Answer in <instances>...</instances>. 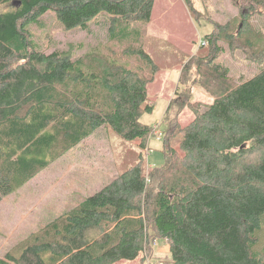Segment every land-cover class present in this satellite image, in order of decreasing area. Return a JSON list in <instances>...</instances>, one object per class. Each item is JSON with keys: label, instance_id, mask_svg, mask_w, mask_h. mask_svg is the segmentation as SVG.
Listing matches in <instances>:
<instances>
[{"label": "trees", "instance_id": "trees-1", "mask_svg": "<svg viewBox=\"0 0 264 264\" xmlns=\"http://www.w3.org/2000/svg\"><path fill=\"white\" fill-rule=\"evenodd\" d=\"M154 1L0 0L14 4L0 8V202L101 127L149 145L156 124L142 116L154 111L148 87L162 71L143 41ZM238 1L239 23L216 24L209 55L182 70L164 114L178 107L166 163L140 159L6 249L0 264H144L158 240L169 244L164 264H264V31L252 22L264 18V0ZM50 10L66 30L89 31L106 15L109 40L130 43L123 53L135 65L46 52L31 28ZM222 42L246 53L253 74L230 76L216 61ZM196 83L211 102L192 99Z\"/></svg>", "mask_w": 264, "mask_h": 264}, {"label": "rangeland", "instance_id": "rangeland-1", "mask_svg": "<svg viewBox=\"0 0 264 264\" xmlns=\"http://www.w3.org/2000/svg\"><path fill=\"white\" fill-rule=\"evenodd\" d=\"M190 3L187 0H155L143 38L144 48L162 71L148 87L149 97L156 104L154 111L145 113L142 121L158 125L164 134L177 120L178 107L175 103L171 113L168 116L164 114L175 95L183 68L196 56L209 55L211 47L203 44L210 33L218 31L216 24L239 23L241 18L242 4L238 0H190ZM12 4L0 8L8 10L13 7ZM260 17L255 14L252 22L264 31V18ZM31 29L35 40L46 52L70 51L75 56L101 52L108 58H116L119 63L135 65L133 58L123 53L130 43L119 44L109 40L106 15H100L93 21L89 31L79 28L66 30L54 11L50 10L43 16V26L33 24ZM259 42L264 44V38ZM221 45L222 51L216 61L228 68L230 76L240 79V76L253 74L257 65L247 58L243 50L233 49L226 42ZM193 67L195 69V64ZM192 99L211 102L213 97L196 83L192 86ZM187 113V110L183 112L181 122H187ZM165 136L159 139L154 135L149 145L141 148L140 140L127 141L111 127H101L77 146L63 152L32 180L0 202V252L4 247L0 255L140 159L148 163L145 168L164 165ZM261 236L259 248L264 247V229ZM168 258L169 244L158 240L154 255L147 258L144 264H164ZM119 264H140V260Z\"/></svg>", "mask_w": 264, "mask_h": 264}, {"label": "built area", "instance_id": "built-area-1", "mask_svg": "<svg viewBox=\"0 0 264 264\" xmlns=\"http://www.w3.org/2000/svg\"><path fill=\"white\" fill-rule=\"evenodd\" d=\"M206 42V41H205ZM159 126L157 125L156 126V131H155V136L157 137V138H159V139H163V137L165 136V134H164V132L162 131V130H160L159 128H158Z\"/></svg>", "mask_w": 264, "mask_h": 264}, {"label": "crops", "instance_id": "crops-1", "mask_svg": "<svg viewBox=\"0 0 264 264\" xmlns=\"http://www.w3.org/2000/svg\"><path fill=\"white\" fill-rule=\"evenodd\" d=\"M88 138H89V137H88ZM32 179H33V178H32ZM32 179H31V180H32ZM96 191H97V190H96ZM85 198H86V197H85ZM3 249H4V247H2L1 252L3 251ZM1 252H0V253H1ZM1 256H2V255H0V257H1Z\"/></svg>", "mask_w": 264, "mask_h": 264}, {"label": "bare ground", "instance_id": "bare-ground-1", "mask_svg": "<svg viewBox=\"0 0 264 264\" xmlns=\"http://www.w3.org/2000/svg\"><path fill=\"white\" fill-rule=\"evenodd\" d=\"M143 157V156H142Z\"/></svg>", "mask_w": 264, "mask_h": 264}]
</instances>
